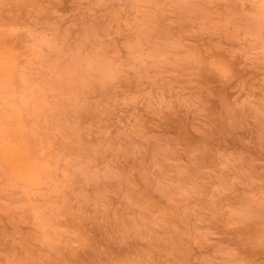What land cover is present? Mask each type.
<instances>
[{
  "label": "rangeland",
  "instance_id": "1",
  "mask_svg": "<svg viewBox=\"0 0 264 264\" xmlns=\"http://www.w3.org/2000/svg\"><path fill=\"white\" fill-rule=\"evenodd\" d=\"M239 8L0 0V106L39 166L24 186L0 165V264H264V75L235 67L261 55L264 0Z\"/></svg>",
  "mask_w": 264,
  "mask_h": 264
},
{
  "label": "bare ground",
  "instance_id": "2",
  "mask_svg": "<svg viewBox=\"0 0 264 264\" xmlns=\"http://www.w3.org/2000/svg\"><path fill=\"white\" fill-rule=\"evenodd\" d=\"M16 57L6 42L0 40V96L14 102L16 93ZM42 97H35L37 107ZM7 102V103H9ZM17 110H6L0 106V165L12 180L26 186H33L39 179V166L34 161L29 143L20 122L12 126Z\"/></svg>",
  "mask_w": 264,
  "mask_h": 264
},
{
  "label": "clouds",
  "instance_id": "3",
  "mask_svg": "<svg viewBox=\"0 0 264 264\" xmlns=\"http://www.w3.org/2000/svg\"><path fill=\"white\" fill-rule=\"evenodd\" d=\"M83 3V0H81ZM226 0H171V6L172 7H180L184 8L187 11H204L207 7H210L211 5L215 3H225ZM237 2V15L240 17L241 20L244 18V14L240 11L239 4L243 2V0H236ZM259 51L261 55L257 58L256 53L248 50V49H242L240 51V54L237 58L235 67L239 71H248L250 68H255L260 74L264 75V43H262L259 46ZM126 55L130 56L129 64H131V61L134 59H137L139 54H131L126 52ZM106 59L104 54L100 55V60L103 62ZM148 59H151V57H148ZM259 60V63L256 64L254 61ZM150 66V65H149ZM121 66H115L114 67V74L112 76L106 77L107 80H114L116 77L121 75L120 72ZM132 67L139 71V68H136V65L132 64ZM231 71V69H229ZM235 79V75L232 77ZM192 90L193 92L196 91V83L193 81L192 83ZM260 107L262 110H264V100H262ZM223 113V108L219 109V113L217 114V122H219V115ZM212 117V111L209 110L208 118L211 119ZM241 225L238 224L233 218L232 214L229 211L226 218H223L221 222L219 223L218 227L220 228H233V227H240ZM140 240L147 244L149 243L148 237H140ZM236 264H239L237 261Z\"/></svg>",
  "mask_w": 264,
  "mask_h": 264
}]
</instances>
